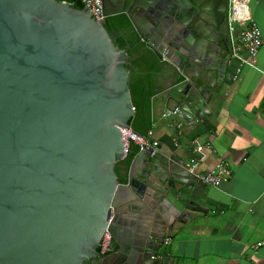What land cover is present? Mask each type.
<instances>
[{
  "label": "water",
  "instance_id": "obj_1",
  "mask_svg": "<svg viewBox=\"0 0 264 264\" xmlns=\"http://www.w3.org/2000/svg\"><path fill=\"white\" fill-rule=\"evenodd\" d=\"M219 2L101 0L103 16L124 14L165 65L151 123L191 127L220 100L232 47ZM102 23L77 0H0V264H175L156 254L183 222L189 177L158 149L117 181L119 128L134 109L125 50ZM145 212L149 230L134 223ZM106 227L118 248L99 257Z\"/></svg>",
  "mask_w": 264,
  "mask_h": 264
},
{
  "label": "crops",
  "instance_id": "obj_2",
  "mask_svg": "<svg viewBox=\"0 0 264 264\" xmlns=\"http://www.w3.org/2000/svg\"><path fill=\"white\" fill-rule=\"evenodd\" d=\"M242 1L261 34L256 56L246 58L237 38L241 25L235 23L229 32L232 53L250 64L235 72L238 63L230 57V78L220 100L210 106V116L191 127L175 129L159 119L149 129L156 150L181 159L189 178L180 179L192 188L187 192L190 203L185 206L183 222L165 234L168 242L162 241L157 249L156 256L175 264H264V247L254 248L264 242V0ZM139 154L136 149L129 163ZM218 163L229 171L228 178L216 187L197 181L196 175ZM122 166H115L120 184L125 183ZM148 213L137 216V228L149 230L153 225ZM118 219L128 223L127 218ZM124 228L121 225L114 232L120 244L127 241Z\"/></svg>",
  "mask_w": 264,
  "mask_h": 264
},
{
  "label": "trees",
  "instance_id": "obj_3",
  "mask_svg": "<svg viewBox=\"0 0 264 264\" xmlns=\"http://www.w3.org/2000/svg\"><path fill=\"white\" fill-rule=\"evenodd\" d=\"M102 26L115 49L125 50L129 63L125 66L128 74L127 87L130 103L134 109L128 127L136 134L144 136L151 127L149 105L151 97L155 94L154 76L162 63L161 58L137 37L124 14L105 17ZM135 153L136 148L131 147L121 164L128 165ZM114 173H116L115 167Z\"/></svg>",
  "mask_w": 264,
  "mask_h": 264
},
{
  "label": "built area",
  "instance_id": "obj_4",
  "mask_svg": "<svg viewBox=\"0 0 264 264\" xmlns=\"http://www.w3.org/2000/svg\"><path fill=\"white\" fill-rule=\"evenodd\" d=\"M81 5L91 14L94 20L102 21L105 17L102 13L101 0H78ZM240 24L241 29L238 31V44L244 51L246 58L253 59L261 45V34L254 22L249 17L248 10L245 3L242 0H229L227 11V28L230 33L234 31V24ZM231 57L237 61L238 67L235 72L238 71L241 65H249L250 62L246 59H242L237 53H232ZM120 143H121V155L122 159H125L129 154L131 147H135L138 151L151 150L152 153L157 149V142L151 140V131L148 130L144 136H140L133 132L129 127L119 128ZM199 150V148H196ZM229 176V171L220 163L216 164L212 170L196 175L197 181L203 185L212 187L218 186ZM109 218L106 223L110 222ZM163 242L166 244L168 238H165ZM264 247V242L257 243L254 248ZM100 255H107L112 252L111 233L106 227L103 230L100 244L97 249Z\"/></svg>",
  "mask_w": 264,
  "mask_h": 264
},
{
  "label": "flooded vegetation",
  "instance_id": "obj_5",
  "mask_svg": "<svg viewBox=\"0 0 264 264\" xmlns=\"http://www.w3.org/2000/svg\"><path fill=\"white\" fill-rule=\"evenodd\" d=\"M227 11H228V6H227V4H226V8L224 9V6H223V0H220V2H219V17H220V20H221V18L222 17H224L225 18V20H226V26H227ZM144 43H145V41H143ZM145 45H146V43H145ZM147 46V45H146ZM162 62V61H161ZM163 67H165V65L163 64V63H161L160 64V66H159V69H158V71H157V73H156V75L154 76L155 77V82L157 83L158 82V76H157V74L163 69ZM111 233V232H110ZM111 243H112V252L111 253H113V252H115L116 251V249H115V246H114V244H113V242H112V237H111ZM98 252V251H97ZM110 253V254H111ZM110 254H107V255H100L99 253H98V256L99 257H105V256H108V255H110Z\"/></svg>",
  "mask_w": 264,
  "mask_h": 264
}]
</instances>
